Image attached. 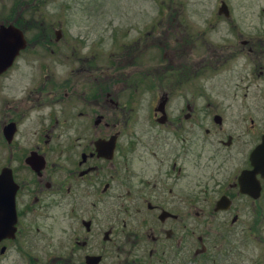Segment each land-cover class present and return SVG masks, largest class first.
I'll list each match as a JSON object with an SVG mask.
<instances>
[{"label": "flooded vegetation", "instance_id": "obj_1", "mask_svg": "<svg viewBox=\"0 0 264 264\" xmlns=\"http://www.w3.org/2000/svg\"><path fill=\"white\" fill-rule=\"evenodd\" d=\"M47 3L0 0V191H13L15 214L0 207L13 219L0 264H264L257 99L241 103L239 87L227 118L236 103L190 85L199 65L186 70L174 53L173 83L157 91L117 86L114 70L101 79L92 27L78 31L62 10L51 20ZM261 42L256 30L240 46L264 76ZM140 88L154 100L136 127Z\"/></svg>", "mask_w": 264, "mask_h": 264}, {"label": "rangeland", "instance_id": "obj_2", "mask_svg": "<svg viewBox=\"0 0 264 264\" xmlns=\"http://www.w3.org/2000/svg\"><path fill=\"white\" fill-rule=\"evenodd\" d=\"M222 2L231 11V21L216 13ZM47 5L51 20L63 19L64 16L59 14L62 10L65 21L78 26V31H85L83 28L87 25L90 29L92 27V37L98 38L96 50L101 79L108 72L109 77L114 75L110 80L117 86L137 83L157 91V86H171L173 83L176 68L171 65L170 58L174 53L177 58L173 61L177 59L186 70H192L191 64L201 66L194 69L200 73L191 79L190 85L195 88L213 86L215 89L209 94L212 99L223 96L222 105H234L233 91L242 87L241 103L253 105L257 99L260 108H264V76H259L258 69L253 68L251 53L240 46L241 39L252 38L256 30L264 38V0H49ZM254 12L258 17L242 21ZM239 22H242L240 30L234 25ZM130 47L135 48L134 52H127ZM110 61L114 65L108 70L106 65ZM242 63L249 64L245 77L239 70ZM136 71H143L142 76ZM149 90H138L137 100L141 106L136 113V127L154 100V93ZM237 110L236 103L223 112L227 118H235ZM251 111L253 109L246 106L244 115H258ZM262 203L260 214H264ZM261 248L259 246V251Z\"/></svg>", "mask_w": 264, "mask_h": 264}, {"label": "water", "instance_id": "obj_3", "mask_svg": "<svg viewBox=\"0 0 264 264\" xmlns=\"http://www.w3.org/2000/svg\"><path fill=\"white\" fill-rule=\"evenodd\" d=\"M227 4L225 2H222L221 5H220V8H219V12L220 13H226V8H227ZM2 176V182L4 180V177L3 175ZM0 176V178H1ZM3 191V192H2ZM0 191V199L2 200V202L0 203V207L1 206H11L12 207V216L14 214V211H13V191H12V194L9 195L8 192L6 190H2ZM14 217H15V214H14ZM11 220L13 221V219H11L7 214H1L0 215V238L1 236H4V234L2 235V232H7V225L9 222H11Z\"/></svg>", "mask_w": 264, "mask_h": 264}]
</instances>
